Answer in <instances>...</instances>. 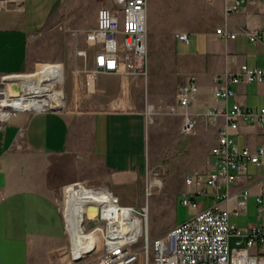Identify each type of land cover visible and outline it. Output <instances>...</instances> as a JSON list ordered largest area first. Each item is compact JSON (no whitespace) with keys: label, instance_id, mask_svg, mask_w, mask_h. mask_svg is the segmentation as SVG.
<instances>
[{"label":"crops","instance_id":"crops-1","mask_svg":"<svg viewBox=\"0 0 264 264\" xmlns=\"http://www.w3.org/2000/svg\"><path fill=\"white\" fill-rule=\"evenodd\" d=\"M206 1L214 8L220 22L210 26V12L202 9L209 25L196 33H202L204 41L198 43L197 52L179 54L178 65L186 75L185 83L194 77L203 94L208 91L211 98H198L187 109L180 108V115L184 111L193 116L205 115L209 108L221 107L223 102L215 95L216 78L220 75L236 73L243 64L264 68V36L252 42L243 34L245 30H264V2L250 1L238 11L226 14V6L232 0ZM57 2L8 0L7 8L0 9L1 76L19 74L38 65V61L30 58V43L47 28ZM218 28L238 35L235 39L224 38L217 35ZM93 63L95 65V53ZM60 65L45 63L40 69L44 67L41 70L44 72L55 67L63 80ZM103 76L90 69L82 72L73 79L74 91L67 96V107L20 112L0 127V239L13 248L25 249L26 257L31 256L33 248L49 245L55 229L61 228L67 233L64 212L60 208L61 191L73 179L59 180L58 176L68 169L78 171L75 168L80 167L79 162L69 157L75 144L81 146L78 149L84 156L89 152L88 156L108 169L109 180L118 178L120 182L135 183L142 175L144 164L147 166L146 114L134 108L124 75L106 76L108 81H101ZM114 79L116 82L112 83ZM235 90L236 98L231 99L230 104L237 101L256 110L264 107V82H242ZM61 105H65V92ZM214 127L218 139V128ZM237 142L241 148L250 147L253 151L264 146V125L241 123ZM263 185L264 162L261 166L251 165L231 188V193L249 188L250 199L256 200ZM203 201L207 205L212 202ZM223 207L233 210L237 201L232 199L223 203ZM247 207L241 209V215ZM240 216H233L232 221L238 223ZM72 222L74 224L75 220ZM177 224L174 221L172 228Z\"/></svg>","mask_w":264,"mask_h":264},{"label":"built area","instance_id":"built-area-1","mask_svg":"<svg viewBox=\"0 0 264 264\" xmlns=\"http://www.w3.org/2000/svg\"><path fill=\"white\" fill-rule=\"evenodd\" d=\"M250 1L264 2L232 0L225 12L232 14ZM149 4L150 0H107L99 8L94 30V73L148 76ZM7 6L8 0H0V9ZM216 33L230 39L238 35L224 28H218ZM243 34L250 41L258 42L264 36V30H245ZM176 38L185 44L190 43L188 33H178ZM22 75H0V127L17 113L30 112L13 105L17 96L11 93V86H17L20 94H24V88L19 81L14 82L9 77ZM216 81L215 95L223 105L213 106L205 113L209 122L218 128V139L213 148L215 166L208 173L197 172L186 177V186L193 189L186 191L182 199L183 205L192 206L197 213L164 236L151 240L147 205L141 209L122 205L109 186L72 182L64 188L65 205L71 198L79 207L80 226L78 217L74 223L79 230L73 226V213L67 214L65 206L63 212L75 261L84 264H264V225L240 226L232 221L233 216H240L241 209L247 207L252 193L249 188L231 193V188L251 165L261 166L264 162V146L253 151L250 147L241 148L237 142L241 123L264 125V107L256 110L237 101L230 104L237 95L235 86L242 82H264V68L243 64L238 72L220 75ZM198 93V83L192 77L179 87L177 106L173 110L190 107L198 99ZM52 109L47 106L31 111ZM181 115L184 116L183 132L193 134L194 116L186 111ZM205 199L211 200V204H205ZM232 199L237 201L235 209L223 207V203ZM256 202L262 206L260 212H263L264 185L256 195ZM93 233L96 236L91 247L75 256L76 240Z\"/></svg>","mask_w":264,"mask_h":264},{"label":"rangeland","instance_id":"rangeland-1","mask_svg":"<svg viewBox=\"0 0 264 264\" xmlns=\"http://www.w3.org/2000/svg\"><path fill=\"white\" fill-rule=\"evenodd\" d=\"M105 2L107 0H58L47 28L32 39L30 58L38 61V65L19 74L42 72L44 67L40 69V66L45 63L62 64L63 80L61 72L55 67L44 70L45 82H61L58 88L64 90L63 94L65 92V105L52 108L67 107V96L74 91L73 79L89 69L94 72V30L97 12ZM208 3L206 0H150L149 74L147 77L124 75L131 89L134 108L142 110L147 117L148 163L146 167L144 164L139 179L135 183L129 180L120 182L118 178L109 180L108 169L88 156L89 152H85L84 156L78 149L81 148L79 144H75L69 153L74 162H79L80 167L75 168L78 171L68 169L58 176L59 180L73 179L70 183L82 181L89 186H109L120 197L122 205L138 209L147 205L151 240L164 236L174 221L182 223L197 213V209L182 203L183 194L193 189L186 186L185 179L197 172L208 173L215 166L213 148L217 142V129L206 115H194L195 131L190 135L185 134L184 116L179 114V109L173 110L177 106L179 87L186 81V75L178 65V55L197 52L200 49L198 43L204 40L202 33L196 32L209 25L207 14L202 9L207 8L210 12V26L220 22L214 15V8ZM178 33H188L190 44L177 40ZM104 75L101 81H108V77L114 76ZM115 82V79L112 80V83ZM203 93L199 87L198 98H211L208 91L207 95ZM52 104L56 105L55 101ZM252 174L255 175L254 172ZM65 186L61 191L62 211L65 206ZM261 207L255 198H251L246 211L237 219L238 224L264 225V211L260 212ZM52 233L54 237L49 245L33 248L30 257H26L25 249L13 248L0 239V263L84 264L72 258L70 238L63 229H55ZM95 236L93 233L78 237L76 247L73 248L74 255L87 251Z\"/></svg>","mask_w":264,"mask_h":264},{"label":"bare ground","instance_id":"bare-ground-1","mask_svg":"<svg viewBox=\"0 0 264 264\" xmlns=\"http://www.w3.org/2000/svg\"><path fill=\"white\" fill-rule=\"evenodd\" d=\"M9 78L14 82L19 81L24 88V94H20L17 86H11V93L17 96L13 103L15 108L31 111L40 110L47 106L62 107L61 104L63 103L64 94L63 91L58 88V85L61 82L46 83V75L44 72H36L35 74H26ZM52 101H55L56 105L52 104ZM65 211L67 214L70 212L73 213L71 214L73 220H76L75 217H78V220L81 219L80 209L75 205L74 200L71 198L65 205ZM90 216H93V214L90 213Z\"/></svg>","mask_w":264,"mask_h":264},{"label":"water","instance_id":"water-1","mask_svg":"<svg viewBox=\"0 0 264 264\" xmlns=\"http://www.w3.org/2000/svg\"><path fill=\"white\" fill-rule=\"evenodd\" d=\"M60 109V108H59ZM52 110H58L57 108H53ZM91 210H93V207H89Z\"/></svg>","mask_w":264,"mask_h":264}]
</instances>
